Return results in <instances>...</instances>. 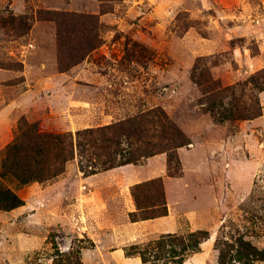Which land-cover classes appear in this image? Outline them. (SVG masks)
<instances>
[{
    "label": "rangeland",
    "instance_id": "rangeland-1",
    "mask_svg": "<svg viewBox=\"0 0 264 264\" xmlns=\"http://www.w3.org/2000/svg\"><path fill=\"white\" fill-rule=\"evenodd\" d=\"M259 84L264 0H0V160L23 119L76 138L160 108L187 141L159 140L153 155L108 173L134 184L161 177L146 189H163L168 214L153 223L131 217L141 211L133 194L129 210L116 182L103 191L109 229L87 226L79 212L94 183L86 178H107V169L93 172L77 150L54 178H4L32 204L0 209V264H121L115 248L141 258L128 247L199 229L209 237L187 264H264Z\"/></svg>",
    "mask_w": 264,
    "mask_h": 264
},
{
    "label": "trees",
    "instance_id": "trees-1",
    "mask_svg": "<svg viewBox=\"0 0 264 264\" xmlns=\"http://www.w3.org/2000/svg\"><path fill=\"white\" fill-rule=\"evenodd\" d=\"M72 17L83 20L88 15L72 13ZM77 59L73 57L72 63ZM60 66L67 69L69 64L61 60ZM259 86L264 89V85ZM184 138L177 124L160 108L102 126L78 129L76 138L71 130H43L37 121L23 119L18 134L7 145L0 160V209L9 210L25 203L18 193L5 185L3 179L8 176L22 184L54 178L65 171L66 163L75 156L76 150L81 160L89 159L96 172L99 168L108 169L153 155L159 140L172 145L176 142L175 146H180L187 142ZM173 157L170 154V160ZM151 184L161 185V177L132 186V194L141 211L130 212L134 220L139 214L143 219L168 214L163 189L155 195L146 189ZM208 237L209 233L203 229L187 234L167 233L142 245L132 244L127 252L140 255L143 264H183L201 249L202 241Z\"/></svg>",
    "mask_w": 264,
    "mask_h": 264
},
{
    "label": "crops",
    "instance_id": "crops-1",
    "mask_svg": "<svg viewBox=\"0 0 264 264\" xmlns=\"http://www.w3.org/2000/svg\"><path fill=\"white\" fill-rule=\"evenodd\" d=\"M121 166V165H120ZM124 166V165H122ZM119 166L107 169L106 174L107 178H95V177H87L86 180L90 181L92 180L90 183H94L93 187L91 188V191L88 195V197L86 198L87 201L84 204V209H82L81 212H79V215L84 218H87V226H89L90 228H99V230H101V232L107 231L110 226V222L109 220L113 217L111 212H104V203L107 201L106 196L107 194L103 193V191L106 189V187H108L109 185H114V183L118 182L119 185H121V190L119 191V193H122L126 198H127V205H129V210H135L136 209V205L134 202V199L132 197V193H131V185H133L134 183L127 178H121L120 180H115L112 177H108V173H114L112 171H114L115 169H118ZM97 179H99L97 181ZM54 182L50 183L46 186L43 187V190L48 189V187L53 186ZM75 205H81L80 203V197L79 195H77V198L75 199ZM32 204L31 200L29 198H27V202L20 207H16L10 210L9 213L14 214L17 213L18 211H23L25 210V208H27L28 206H30ZM17 211V212H16ZM19 213V212H18ZM129 212H125V214L128 215ZM161 217H156L154 219H150L152 221L144 220V222L148 223V221L150 223H153L154 221L159 220ZM137 223L139 221H136ZM114 257H116L117 259L120 260L121 264H142L141 263V258L139 256H127L124 253V248L123 247H118L115 248L113 251ZM110 252V254L112 255V253ZM190 261L187 260L185 261V263L183 264H187ZM123 262V263H122Z\"/></svg>",
    "mask_w": 264,
    "mask_h": 264
}]
</instances>
